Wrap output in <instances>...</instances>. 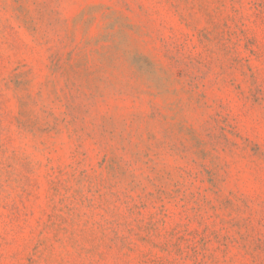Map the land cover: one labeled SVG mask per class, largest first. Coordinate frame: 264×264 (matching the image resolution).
Listing matches in <instances>:
<instances>
[{
    "label": "rangeland",
    "instance_id": "374dc122",
    "mask_svg": "<svg viewBox=\"0 0 264 264\" xmlns=\"http://www.w3.org/2000/svg\"><path fill=\"white\" fill-rule=\"evenodd\" d=\"M0 264H264V0H0Z\"/></svg>",
    "mask_w": 264,
    "mask_h": 264
}]
</instances>
